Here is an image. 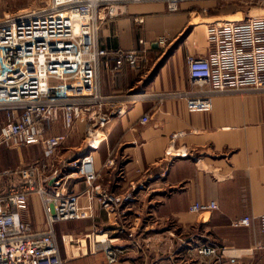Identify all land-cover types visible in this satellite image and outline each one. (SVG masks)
Returning a JSON list of instances; mask_svg holds the SVG:
<instances>
[{
    "label": "crops",
    "instance_id": "crops-1",
    "mask_svg": "<svg viewBox=\"0 0 264 264\" xmlns=\"http://www.w3.org/2000/svg\"><path fill=\"white\" fill-rule=\"evenodd\" d=\"M215 1L183 2L177 12L161 1L131 4L128 15L115 19L102 13L98 48L131 51L142 48L139 41L144 40L150 51L139 70L125 65L114 73V59L102 58L101 93L189 89L186 58L211 51L208 25L246 15L222 14ZM139 16L145 17L143 25L136 23ZM162 36L168 37L166 49L157 43ZM122 106L125 113L107 125V139L93 152L99 182L115 195L132 193V201L116 213L93 204L91 211L83 210L84 219L57 223L64 264H109L104 252L109 245L119 250L115 264H264L259 225L231 227L234 219L264 215V95L216 97L208 111H191L183 100L130 99ZM144 115L150 117L147 124L140 122ZM54 133L65 131L59 126ZM87 148L79 123L59 155L76 157ZM0 179L4 192L18 180ZM64 183V192L85 189L82 181ZM211 201L218 204L217 211L191 212L195 203ZM88 204L82 199L83 207ZM24 218L35 229H46L37 194L30 195ZM207 245L217 247L215 257L198 254Z\"/></svg>",
    "mask_w": 264,
    "mask_h": 264
},
{
    "label": "built area",
    "instance_id": "built-area-1",
    "mask_svg": "<svg viewBox=\"0 0 264 264\" xmlns=\"http://www.w3.org/2000/svg\"><path fill=\"white\" fill-rule=\"evenodd\" d=\"M157 1L165 2L170 12H177L183 2L206 0H51L36 14L23 11L0 21V147L38 146L44 153L40 159L0 175L18 179L5 192L0 188V264H64L57 223L82 219L83 210L91 211L93 204L116 213L118 207L132 201V193L115 195L99 182L93 152L106 135L107 125L125 113L123 101L183 100L191 111H208L216 97L264 94V15L247 14L208 25L211 51L202 57L186 58L189 89L103 95L99 83L102 58L114 59V73L125 65L139 70L150 50L144 40L139 41L142 48L131 51L98 48L102 13L106 19H115L128 15L131 4ZM135 20L139 25L145 23L143 16ZM157 43L166 49L168 37H159ZM149 121V115H144L140 122ZM79 123L89 150L76 157H60L68 134ZM59 126L65 133H54ZM66 180L82 181L85 189L64 192L61 186ZM31 194L41 199L45 230L35 229L24 218ZM82 199L89 203L86 208ZM218 209L215 201L197 202L191 212ZM255 224L264 234V215L231 221L234 229ZM218 251L213 245L197 250L203 257H215ZM104 252L109 264L118 262L117 248L109 245Z\"/></svg>",
    "mask_w": 264,
    "mask_h": 264
},
{
    "label": "rangeland",
    "instance_id": "rangeland-1",
    "mask_svg": "<svg viewBox=\"0 0 264 264\" xmlns=\"http://www.w3.org/2000/svg\"><path fill=\"white\" fill-rule=\"evenodd\" d=\"M50 1L51 0H0V21L9 14L19 13L23 11L34 12L32 14H36L40 11H43L44 8H47L48 5L50 4ZM216 1H218L219 3L217 8H219L222 14L230 15V14H235V13L238 14L240 12H244L246 15L247 14H251L255 16L264 15V2H260L256 0H240V1L216 0ZM230 18L232 17L231 16L222 17V19L219 20L224 21ZM196 21L200 22L201 19L198 18L196 19ZM232 96H239V95H232ZM43 155L44 153L42 148L38 146L31 147L29 149H20L17 148L16 146H12L11 144H4L3 146L0 147V175L2 172H5L6 170L15 169L20 167L22 164H26L34 160L40 159ZM3 187L4 186H1L0 188L2 189ZM2 191L3 189L1 190V192ZM84 218L85 216H83L82 219ZM80 220H76L74 222Z\"/></svg>",
    "mask_w": 264,
    "mask_h": 264
},
{
    "label": "bare ground",
    "instance_id": "bare-ground-1",
    "mask_svg": "<svg viewBox=\"0 0 264 264\" xmlns=\"http://www.w3.org/2000/svg\"><path fill=\"white\" fill-rule=\"evenodd\" d=\"M102 137V136H101ZM107 139V135H103V139L102 140H100L98 143H100V142H102V141H104V140H106ZM98 145V144H97Z\"/></svg>",
    "mask_w": 264,
    "mask_h": 264
}]
</instances>
